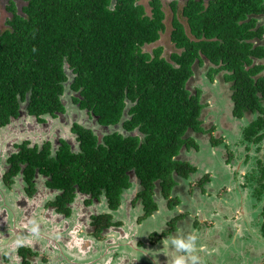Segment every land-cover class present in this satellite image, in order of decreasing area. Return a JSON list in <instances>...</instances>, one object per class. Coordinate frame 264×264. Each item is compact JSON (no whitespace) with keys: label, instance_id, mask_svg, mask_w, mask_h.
<instances>
[{"label":"trees","instance_id":"obj_1","mask_svg":"<svg viewBox=\"0 0 264 264\" xmlns=\"http://www.w3.org/2000/svg\"><path fill=\"white\" fill-rule=\"evenodd\" d=\"M23 1L21 13L10 2L11 16L0 28V125L19 114L22 103L36 117L62 110L67 67L70 88L82 97V107L103 123H116L126 112L130 118L124 127L138 128L140 136L115 132L96 147L95 136L75 124L82 153L73 154L65 146L53 158L47 148L37 151L23 144L9 158L7 184L19 162L29 161L30 172L39 167L49 173L52 185L65 193L74 183L94 194L101 188L117 207L122 189L130 184L127 171L133 169L142 187L141 218L158 208L155 187L169 207L179 203L178 197L170 198L176 177L187 178L196 167L178 156L182 149H199L192 133L207 132L201 118L202 90L188 88L195 67L205 63L209 82L221 74L230 83L232 116H250L241 130L245 149H263L264 24L258 20L264 15V0H189L181 8L188 29L171 2L169 39L177 51L168 58L160 45L144 49L166 30L161 0L147 2L149 13L139 0ZM207 180L209 175L199 184ZM245 180L254 206L263 202L264 157L255 158ZM261 208L258 230L264 239V205Z\"/></svg>","mask_w":264,"mask_h":264},{"label":"flooded vegetation","instance_id":"obj_2","mask_svg":"<svg viewBox=\"0 0 264 264\" xmlns=\"http://www.w3.org/2000/svg\"><path fill=\"white\" fill-rule=\"evenodd\" d=\"M165 1L171 10V19L173 10L170 3L175 2L176 15L181 20L183 18L181 8L189 0H161L163 10ZM204 1L207 2L208 0ZM178 6H181L180 16L178 15ZM262 18H264V15L258 21L264 24ZM183 20L185 21L184 18ZM184 26H187L186 22ZM68 82L69 79L64 84L65 88ZM68 88L70 90L69 99L75 105L76 110L83 112L85 115L83 123L78 122L76 118V120L69 124L68 133L61 130L63 133L61 132L60 134V127L56 123L54 124L55 119L58 120V118L66 114V106L63 99L66 89L60 94V100L63 104L62 110H55L53 113H45L36 117L28 113L24 103L21 114L11 116L6 124L0 125V136L2 135V130L7 128L9 124H19L20 126L18 129L19 135L11 136L10 134V137L13 138L12 143L0 139V264H136L138 259L135 252L120 253L118 250L110 249L106 250L107 254L104 261L99 262L96 258L94 260L92 258L99 251V248H102L101 251H103V246L111 247L118 245L117 243L121 242V240H128L124 233H126V230L131 229V226L137 229L141 225L142 227L135 230V233L142 236L145 220L152 219V225H155L157 217H161L159 211L164 206L168 208L166 212L169 214H172L173 208L176 209V206H179L178 203L169 207L168 200L164 199L160 194L159 188L155 187L153 196L157 201L158 208L149 216L141 218L143 208L139 193L142 187L133 169L127 171L130 184L128 187L122 189L117 207L111 206L110 197L101 188L100 191L94 194L91 191L83 190L77 183H74L69 194L65 193L63 187L52 185L54 181L49 173L40 171L39 167H34L33 171L30 172L29 161L26 163L19 162L17 171L10 178L11 183L7 184L5 182L4 176L9 172L11 167L9 158L12 154L19 152L23 144L27 148L36 149L37 151L47 148L50 157L53 158H57L56 155L65 146L73 154L79 155L82 153L80 134L77 131H73L75 124L89 130L95 136L96 147L105 145V138L115 132L122 136H140L138 128L127 130L124 127L125 119L130 118L128 113H123L120 120L116 123H103L100 121L98 114L93 113L87 107L81 106L80 100L82 97L77 91L70 88V82L68 83ZM74 98H77V101ZM52 128H54L53 132ZM57 130L59 132H56ZM3 145L4 148L10 145L11 150L7 151L6 148L5 152H2L1 147ZM253 147L255 146H251V148ZM182 153L178 157L183 160ZM1 161H3V165ZM189 162L192 164L191 161ZM252 162L248 165H251ZM199 172L198 167H196V171L191 173L187 178L176 177L177 182L172 188L170 198L180 197L184 199V202H187L186 199L195 195L197 190L189 193L188 190L184 191V189L191 176L195 174L196 176L200 175ZM246 173L247 171L242 174L244 177L241 176L244 180ZM27 174L29 175L28 179ZM211 181L212 178L201 185L199 184L200 181L197 182L201 190L199 194L203 195L202 191H204ZM229 181H231L229 183H234L233 180ZM181 185H184L182 190H180ZM249 198L254 205L255 198L252 197V194H250ZM184 202L182 203L183 205H185ZM196 202L201 210L208 207V205L202 204L203 201L201 199L199 201L196 200ZM192 206L188 208L194 212V207L196 206ZM256 207L261 211L260 202L256 201ZM202 215L203 213L201 212L197 216L198 218L195 217V221H192L195 222V225L200 230L203 227L201 226ZM191 219L193 220L192 217ZM160 230L157 228L153 232ZM172 231H168L163 238L167 237L169 232ZM177 231L176 236L182 233L179 231V228ZM160 232L157 233V244L162 239L161 236L159 237L160 234L162 235V232ZM172 234L175 237V233L173 232ZM176 238L180 237L177 236ZM197 243L200 244V240ZM205 243H207V240ZM126 244L129 248L131 247L130 249L133 248V251L142 250L133 245L132 241H128ZM244 245L242 246L243 249H245L247 244L245 243ZM145 248L146 246H144L143 250ZM148 248L150 249V247ZM150 250L151 252L154 251ZM248 252L245 253L243 250V252L239 253L240 262L243 260L248 261L249 258L252 261L251 255L255 256V254H258L257 252L252 254L249 248ZM65 260L66 262H64ZM115 260L117 261L115 262Z\"/></svg>","mask_w":264,"mask_h":264},{"label":"rangeland","instance_id":"obj_3","mask_svg":"<svg viewBox=\"0 0 264 264\" xmlns=\"http://www.w3.org/2000/svg\"><path fill=\"white\" fill-rule=\"evenodd\" d=\"M147 1L148 0H139L149 13ZM10 2L14 3L18 13H21V7L25 4L23 0H0L1 29L6 27V20L11 16V12L7 8ZM177 8L178 15L180 16L181 6H178ZM164 10L166 13V30L161 34L160 39L157 42L146 45L144 49L146 51H151L154 47L160 45L163 48V56L168 58L169 54L172 51H177V49L169 39V33L171 30V10L166 1ZM261 17H263V15H259V19ZM181 21L185 23L183 18ZM262 21L264 23V18H262ZM186 29H188L187 26ZM261 42L264 44V37ZM262 61H264V59ZM206 68L207 63H205L204 66L195 67V74L188 82V88L194 91V88L197 86L202 90V101L204 102L205 107L202 111L201 118L203 121V127L207 132L198 134L192 133L200 147L199 150H183V153L181 154L182 158L191 161L200 171V175L196 176L195 174L191 176L184 189V191L188 190L189 193L197 190L196 194L191 197L188 196L189 198L186 199L187 202H184L183 198L178 197L179 204H177L179 206H176V209H172V214L166 212L168 208L163 205V209L159 211L161 217H157L158 221L156 220L155 225H152V219L145 220V227L142 236L135 233V230L142 227L141 225L138 226L137 229H135L134 226H131V229L126 230V233H124L128 240H121V242L117 243L118 245L111 247L103 246L104 252L101 251L102 248H99V251L93 256L92 260L96 258L99 262L104 261L107 254L106 250L113 249L118 250L120 253L135 252L138 259L136 264H171L174 254L185 255V253L182 251L177 252L173 245L169 243L170 238L174 239L179 236L182 239H187L189 236H195L197 250L194 254L199 257L197 264H212L214 254L217 259L216 264H252L250 258V261L248 260L249 262L247 260H243L242 262L239 261V253L243 252V250L247 253L248 248L252 254H255L256 252L258 253L255 254L257 258H255L254 255H251V259H255V263L253 264H264V240L261 238V233L258 230V223L262 222L263 215L259 213L260 210L252 204V200L249 198L251 194L250 188L242 178L244 177L242 174L248 171L251 166L248 164L252 161L254 162L255 157H264V142L263 150L260 152L255 150L256 146L250 150H246L245 145L241 144L240 133L242 127L249 122L247 120L250 116L248 115V117L246 116L241 119L232 116L230 83L225 82L222 79L221 74H219L213 82H209L204 75ZM66 71L70 82L72 74L67 70V67ZM68 83L66 84V91L63 96L66 106V114L58 118V120H54V124L56 123L60 127V132L59 130L56 132H59L60 134L62 131L68 133L69 124L76 120V118L78 122L83 123L82 121L85 116L83 112H78L76 110L75 105L69 99L70 90L68 88ZM80 114L82 115L78 116ZM19 128V124H9L7 128L2 130L0 139L12 143L13 138L10 137V134L11 136L19 135ZM53 131L54 128H52V132ZM214 139H218L221 143L213 145L212 141ZM6 148L7 151L11 150L10 145ZM6 148H4L3 145L1 147L2 152H5ZM1 164L3 165V161H1ZM236 174L238 175V181ZM206 175H209V178H212L215 185L212 186V183L209 182L205 187V190L209 191L207 192L208 194L206 195V192L202 191L204 192L202 195L199 194L201 190L197 185V182L201 181L203 176ZM229 180H233L235 183H229L231 182ZM220 184H222L223 187L216 191V188ZM213 187L217 193L221 191L218 196L216 193L212 195ZM183 188L184 185H181L180 190ZM200 199L203 201L202 204L208 205V207H205L206 209L203 208V210H201L197 205L196 200L199 201ZM183 202L185 205L182 204ZM263 205L264 201H261L260 207H263ZM191 206L195 208L194 212L189 210L188 207L191 208ZM201 212L203 213L201 223L203 229L201 228L200 230L195 225V222L192 221H195V217L198 218L197 216ZM226 212H228V215ZM170 220L174 221L172 223L173 225L169 222ZM156 227H158L159 230L161 229L160 231L162 232V235H159L162 239L158 244L156 243L158 238L157 233L160 231L153 232ZM178 228L182 233L179 235L177 234L176 236ZM221 228L222 230H219ZM171 230L173 231L169 232L167 237L163 238L165 235L164 233ZM211 231L212 233L214 232V234H212ZM173 232L175 233V237L172 234ZM214 237L218 238V240L213 242L214 245H216V243H218V245L220 243L222 244V246H218V249L210 248V245H207L209 246L207 247L205 242L201 241L202 239L203 241L208 239L212 241ZM198 240H200V244L197 243ZM128 241H132L133 245L142 250L133 251V248L130 249L131 247L129 248L127 246L126 243ZM245 243L247 245L245 249H243L242 246H245ZM144 246H146L145 250H143ZM148 247L154 251L151 252ZM116 261L117 260H115V262ZM64 262H66V260Z\"/></svg>","mask_w":264,"mask_h":264},{"label":"clouds","instance_id":"obj_4","mask_svg":"<svg viewBox=\"0 0 264 264\" xmlns=\"http://www.w3.org/2000/svg\"><path fill=\"white\" fill-rule=\"evenodd\" d=\"M196 237L189 236L187 239L182 238H170L171 243L177 252H184L185 255H175L171 264H197L199 257L195 255L196 252Z\"/></svg>","mask_w":264,"mask_h":264},{"label":"crops","instance_id":"obj_5","mask_svg":"<svg viewBox=\"0 0 264 264\" xmlns=\"http://www.w3.org/2000/svg\"><path fill=\"white\" fill-rule=\"evenodd\" d=\"M211 183H212V186L213 185H215L214 183H213V180L211 181ZM235 183V182H234ZM223 187V185L222 184H220L217 188H216V191H218V189L220 188H222ZM215 190H214V187H213V191H212V195L214 194V193H216V195L218 196L219 195V193L221 192H219V193H217ZM204 192H206V195L208 194L207 192H209V191H207V190H205L204 189ZM203 192V193H204ZM226 214L228 215V212H226ZM155 227V226H154ZM156 228H158V227H156ZM156 228H154L155 229V231H156ZM152 230V229H151ZM219 230H222V228L221 229H219ZM211 233H212V231H211ZM218 233V232H217ZM212 234H214V232L212 233ZM216 236H219V235H216ZM223 236V235H222ZM216 240H218V238H216V237H214V239H212V241L211 240H207V243H205L206 244V246L207 245H210V248H214V249H218V246L220 245V246H222V244L220 243L219 245H218V243H216V245H214V241H216ZM202 242H205V241H202ZM156 244V243H155ZM217 246V247H216ZM207 247H209V246H207ZM216 253V252H215ZM255 258H257V256L255 255ZM254 260L255 259H253L251 262H252V264L253 263H255L254 262ZM216 261H217V259H216V257H215V254H214V256H213V259H212V264H216Z\"/></svg>","mask_w":264,"mask_h":264},{"label":"water","instance_id":"obj_6","mask_svg":"<svg viewBox=\"0 0 264 264\" xmlns=\"http://www.w3.org/2000/svg\"><path fill=\"white\" fill-rule=\"evenodd\" d=\"M21 109H22V107H20V114H21V112H22ZM124 113H125V112H124Z\"/></svg>","mask_w":264,"mask_h":264}]
</instances>
